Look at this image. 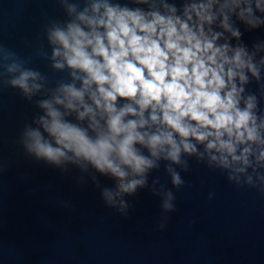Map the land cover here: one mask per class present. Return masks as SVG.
Segmentation results:
<instances>
[{
  "label": "clouds",
  "instance_id": "obj_1",
  "mask_svg": "<svg viewBox=\"0 0 264 264\" xmlns=\"http://www.w3.org/2000/svg\"><path fill=\"white\" fill-rule=\"evenodd\" d=\"M59 2L71 19L63 27L51 22L47 41L53 47L50 56L42 54L53 69H70L72 82L58 83L47 90L50 98L36 101L44 110L36 123L51 140L27 128L24 143L30 153L57 164L85 161L115 177L117 190L104 193L109 202L143 186L145 174L160 160L170 162L165 167L172 184L182 185L172 168L187 170L182 154H207L210 163L231 169L228 179L238 186L236 174L252 165L250 156L264 167V117L254 111L255 94L242 96L246 73L260 81L264 56L254 62L255 53L243 45L218 44L223 32L212 28L219 19L218 26L239 39L230 16L256 28L264 19L254 15V8L264 13V0H186L180 14L165 0L159 7L157 0H132L147 10L91 0L78 11V3ZM25 63L0 47V77L18 73L6 83L31 99L44 87L35 81L46 78ZM261 89L264 94V84ZM72 113L76 121L87 120L86 126L65 119ZM256 179L259 183L247 175L244 183L264 192V174L256 173ZM165 197L163 207L171 209L172 193Z\"/></svg>",
  "mask_w": 264,
  "mask_h": 264
},
{
  "label": "water",
  "instance_id": "obj_2",
  "mask_svg": "<svg viewBox=\"0 0 264 264\" xmlns=\"http://www.w3.org/2000/svg\"><path fill=\"white\" fill-rule=\"evenodd\" d=\"M69 2L78 3L79 11L91 0ZM109 2L148 9L132 0ZM165 2L180 14L186 0ZM254 15L264 19L255 8ZM70 19L59 0H0V47L46 78L35 81L44 87L28 99L6 83L18 73L0 77V264H264V192L244 183L247 175L259 183L256 173L264 174L254 156L245 173L236 174L242 186L228 179L231 169L210 163L207 154H182L187 170L172 165L182 185L172 184L165 167L170 162L160 160L158 168L145 174L143 186L109 202L104 193L117 190L115 177L85 161L62 159L57 164L27 150L25 130L43 133L36 120L44 110L36 101L50 98L47 90L58 83L72 82L70 69H53L42 54L50 56L53 47L47 41L51 22L63 27ZM230 23L241 33L239 39L224 32L217 19L212 28L223 32L217 43L243 45L258 62L264 56V23L251 28L235 14ZM246 74L242 96L255 94L254 111L264 117V66L260 81ZM65 119L87 124L76 121L74 113ZM197 149L203 152V145ZM166 192L173 195L171 209L163 207Z\"/></svg>",
  "mask_w": 264,
  "mask_h": 264
}]
</instances>
